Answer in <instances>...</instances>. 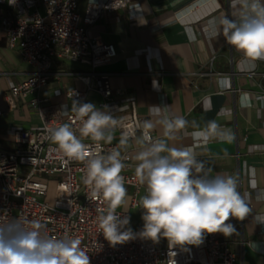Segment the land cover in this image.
I'll use <instances>...</instances> for the list:
<instances>
[{
    "label": "crops",
    "instance_id": "crops-1",
    "mask_svg": "<svg viewBox=\"0 0 264 264\" xmlns=\"http://www.w3.org/2000/svg\"><path fill=\"white\" fill-rule=\"evenodd\" d=\"M88 0H80L83 12ZM127 9L107 12L90 28L92 36L113 43L117 56L103 70L111 76L113 98L108 110L115 119L133 110L156 127L155 138H163V127L157 123L165 114L183 117L184 130L169 141L173 147L190 148L202 161L210 176L233 175L238 191L247 194L250 215L243 221L230 219L237 232L229 241L238 257L236 264H264V60L254 63L243 58L221 35L213 38L222 16H232L230 0H132ZM18 49L8 45V33L0 27V149L18 145L17 131L41 125L38 111L19 98L17 106L8 110L6 94L12 82H19L31 71ZM81 69L75 65L56 63L55 75L36 95L71 109L69 89H85L79 79ZM227 79V84L221 83ZM88 102L100 106L103 98L92 91ZM153 106L161 107L157 114ZM210 121L227 136H196ZM111 142L121 141L117 130L110 133ZM129 138L121 149L132 157V169L139 146ZM82 141L91 139L80 137ZM127 188L126 204L130 227L143 228L141 198L133 206L134 187ZM206 236V235H205ZM165 243L168 242L163 238Z\"/></svg>",
    "mask_w": 264,
    "mask_h": 264
},
{
    "label": "built area",
    "instance_id": "built-area-1",
    "mask_svg": "<svg viewBox=\"0 0 264 264\" xmlns=\"http://www.w3.org/2000/svg\"><path fill=\"white\" fill-rule=\"evenodd\" d=\"M133 5L132 0H88L81 12L80 0H0V27L8 33V45L18 49L33 67L24 79L10 84L6 94L8 110H13L21 98L41 117L40 126L16 132L18 145L14 149H0V220H38L52 238H79L90 264H236L235 250L220 233L206 234L202 244L188 245L187 250L179 246L170 249L163 238L154 243L139 236L111 246L97 227L99 210H106L107 206L91 198L83 182L86 162L67 160L50 139L49 130L64 123L70 124L79 136L80 124L71 109L64 112L60 104L36 94L52 77H60L53 73L54 65L66 63L81 69L78 77L85 85V89H69L67 97L89 103L88 94L96 91L103 98L100 106L109 107L113 87L111 76L103 67L118 52L113 43L92 36L90 28L105 13ZM135 106L132 103L133 110L117 119L114 129L120 140L124 135H142L144 119ZM151 135L154 138L152 132ZM82 142L90 153L106 155L113 149L120 150L126 165L121 174L125 184L134 187L132 205H138V194L146 187L139 183L132 169V157L121 149L120 141ZM49 177L57 179L52 202L47 199ZM116 212L121 218H130L127 210ZM141 230L132 229L134 233Z\"/></svg>",
    "mask_w": 264,
    "mask_h": 264
},
{
    "label": "clouds",
    "instance_id": "clouds-1",
    "mask_svg": "<svg viewBox=\"0 0 264 264\" xmlns=\"http://www.w3.org/2000/svg\"><path fill=\"white\" fill-rule=\"evenodd\" d=\"M14 2V0H13ZM232 16H222L213 38L223 36L226 42L243 58L254 63L264 60V0H230ZM223 85L227 79H222ZM157 114L161 107H152ZM80 127L77 132L68 123L49 130L50 139L57 151L69 161L86 162L84 184L91 198L106 204L100 209L97 227L111 246L123 244L139 236L158 243L166 238L169 248L199 246L206 234L221 233L230 237L237 232L230 219L245 220L252 212L247 194L238 191V180L233 175L210 176L202 161L190 148L173 147L177 133L188 122L180 116L165 114L157 123L163 127V138H153L156 127L151 120L142 124V135L135 138L139 146L136 154V176L146 187L141 198L144 210L143 228L134 233L127 227L130 218H121L116 210L126 204L127 188L121 174L126 167L119 149L108 154L90 153L80 137L93 142H111L110 134L118 120L108 110L92 103L73 101L71 110ZM196 136H227L219 131L215 121H210ZM129 137L122 136L126 145ZM264 223V216L256 218ZM38 220L20 221L18 218L0 220V264H90L88 252L81 247L79 238H52Z\"/></svg>",
    "mask_w": 264,
    "mask_h": 264
},
{
    "label": "rangeland",
    "instance_id": "rangeland-1",
    "mask_svg": "<svg viewBox=\"0 0 264 264\" xmlns=\"http://www.w3.org/2000/svg\"><path fill=\"white\" fill-rule=\"evenodd\" d=\"M49 178H50V183H49V191H48L47 199L52 202V200H53V192H54L55 183H56L57 179L55 177H49Z\"/></svg>",
    "mask_w": 264,
    "mask_h": 264
}]
</instances>
